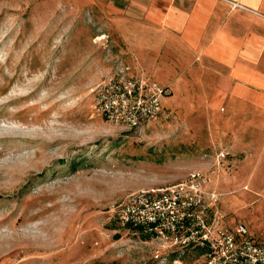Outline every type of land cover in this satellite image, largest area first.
<instances>
[{
  "label": "rangeland",
  "instance_id": "374dc122",
  "mask_svg": "<svg viewBox=\"0 0 264 264\" xmlns=\"http://www.w3.org/2000/svg\"><path fill=\"white\" fill-rule=\"evenodd\" d=\"M111 11L99 0H0V264H196V249L164 251L117 220L128 194L192 171L226 225L264 236V166L226 134L223 105L196 103L195 67L177 57L129 53ZM112 78L164 88L170 117L103 114L97 88Z\"/></svg>",
  "mask_w": 264,
  "mask_h": 264
},
{
  "label": "crops",
  "instance_id": "0c3cea01",
  "mask_svg": "<svg viewBox=\"0 0 264 264\" xmlns=\"http://www.w3.org/2000/svg\"><path fill=\"white\" fill-rule=\"evenodd\" d=\"M99 1L113 10L129 53L141 51L145 59L168 53L185 70L195 67L196 103L223 105L217 119H224L226 134L239 151L252 153L245 161L264 166V0Z\"/></svg>",
  "mask_w": 264,
  "mask_h": 264
},
{
  "label": "built area",
  "instance_id": "2783aa9c",
  "mask_svg": "<svg viewBox=\"0 0 264 264\" xmlns=\"http://www.w3.org/2000/svg\"><path fill=\"white\" fill-rule=\"evenodd\" d=\"M165 93L146 79L112 78L98 86L96 99L103 114L138 125L170 117L162 104ZM206 182L192 171L175 184L130 193L119 203L117 220L156 239L164 251L196 249V264H264V236H252L242 224L226 225L213 209L217 197L207 193Z\"/></svg>",
  "mask_w": 264,
  "mask_h": 264
},
{
  "label": "bare ground",
  "instance_id": "6f19581e",
  "mask_svg": "<svg viewBox=\"0 0 264 264\" xmlns=\"http://www.w3.org/2000/svg\"><path fill=\"white\" fill-rule=\"evenodd\" d=\"M8 138H11L12 139V138H14V136H8ZM21 159H23V158H21ZM15 175H17V174H15Z\"/></svg>",
  "mask_w": 264,
  "mask_h": 264
}]
</instances>
